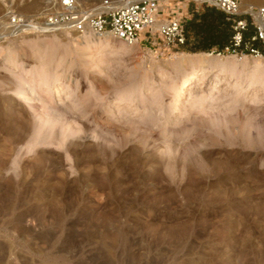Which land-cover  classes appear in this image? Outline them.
<instances>
[{
	"label": "rangeland",
	"instance_id": "obj_1",
	"mask_svg": "<svg viewBox=\"0 0 264 264\" xmlns=\"http://www.w3.org/2000/svg\"><path fill=\"white\" fill-rule=\"evenodd\" d=\"M23 1L0 0V264H264V59L9 35Z\"/></svg>",
	"mask_w": 264,
	"mask_h": 264
},
{
	"label": "built area",
	"instance_id": "obj_2",
	"mask_svg": "<svg viewBox=\"0 0 264 264\" xmlns=\"http://www.w3.org/2000/svg\"><path fill=\"white\" fill-rule=\"evenodd\" d=\"M35 0H24L19 7ZM216 7L226 14L233 34L226 46L209 52L218 57L264 59V4L243 9L244 0H177ZM161 0H45L39 12L7 8L4 28L9 35L64 30L83 35H109L160 58L186 43L183 11L162 8ZM3 4L0 3V7ZM6 6V5H4Z\"/></svg>",
	"mask_w": 264,
	"mask_h": 264
},
{
	"label": "trees",
	"instance_id": "obj_3",
	"mask_svg": "<svg viewBox=\"0 0 264 264\" xmlns=\"http://www.w3.org/2000/svg\"><path fill=\"white\" fill-rule=\"evenodd\" d=\"M188 3L186 10L191 18L186 21L187 41L180 50L187 53L211 52L226 46L230 41L226 42L228 35L233 31L226 14L211 5ZM189 41L193 44L189 45ZM216 43H223L224 46L214 49Z\"/></svg>",
	"mask_w": 264,
	"mask_h": 264
},
{
	"label": "bare ground",
	"instance_id": "obj_4",
	"mask_svg": "<svg viewBox=\"0 0 264 264\" xmlns=\"http://www.w3.org/2000/svg\"><path fill=\"white\" fill-rule=\"evenodd\" d=\"M162 8H164L163 6H162ZM87 34H92V33H85V34H83V36H85V35H87ZM107 36H109V35H107ZM3 49V48H2ZM194 62V61H193ZM211 64V63H210ZM209 64V65H210ZM214 65V64H213ZM260 66H261V64L260 63H258L257 65H256V67L254 68V71L253 72H255V71H257L259 68H260ZM214 68H216L217 70H224V69H227V68H230V70L232 71V72H234L238 67L236 66V65H227V64H218V65H216V67H214ZM206 69H207V60L206 59H200V60H198V62L196 63V65L194 66V68L191 70V72L188 74V75H186V76H184L183 77V83H182V86L180 87V88H178L179 90H177L178 91V97L181 99V97L184 95V93L186 92V89L191 85V84H193L199 77L200 78H204V77H206V75L208 74L207 72H206ZM262 72V71H261ZM264 72V71H263ZM216 80H217V82L220 80H222L221 78H219V75L216 77ZM192 88V87H191ZM57 89L59 90L60 89V87L58 86L57 87ZM190 89V88H189ZM176 91V92H177ZM188 94V93H187ZM178 98V99H179ZM176 101V100H175ZM180 102V101H179ZM175 103V102H174ZM178 105V104H177ZM181 105V104H180ZM175 108H176V106H174ZM177 109H179V108H177ZM174 110V109H173ZM176 110V109H175ZM179 111V110H178ZM177 112V111H176ZM180 113V112H179ZM178 114V113H177ZM175 115V114H174Z\"/></svg>",
	"mask_w": 264,
	"mask_h": 264
},
{
	"label": "crops",
	"instance_id": "obj_5",
	"mask_svg": "<svg viewBox=\"0 0 264 264\" xmlns=\"http://www.w3.org/2000/svg\"><path fill=\"white\" fill-rule=\"evenodd\" d=\"M243 6H244V2H243ZM243 6H242V7H243ZM247 7L249 8L250 6L248 5ZM183 14H184V16L186 17V21H187L189 18H191V14H190L187 10H183ZM185 26H186V23H185ZM232 34H233V31H231V33H229L226 42L228 41V39H229V40L231 39ZM186 35H187V31H186ZM227 43H228V42H227ZM192 44H193V43H192L191 41H189V45H192ZM225 44H226V43H225ZM220 46H224V44H223V43H216V44L214 45V49H215V48H220ZM200 53H208V52L201 51Z\"/></svg>",
	"mask_w": 264,
	"mask_h": 264
}]
</instances>
